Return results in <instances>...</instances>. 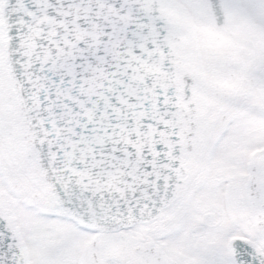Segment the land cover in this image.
<instances>
[{
  "label": "snow or ice",
  "instance_id": "6c2138e0",
  "mask_svg": "<svg viewBox=\"0 0 264 264\" xmlns=\"http://www.w3.org/2000/svg\"><path fill=\"white\" fill-rule=\"evenodd\" d=\"M0 264H264V0H0Z\"/></svg>",
  "mask_w": 264,
  "mask_h": 264
}]
</instances>
